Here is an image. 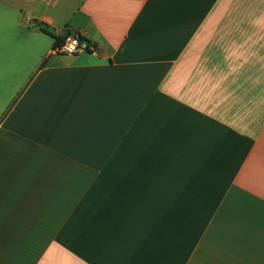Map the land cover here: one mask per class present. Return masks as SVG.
<instances>
[{
    "label": "crops",
    "instance_id": "obj_1",
    "mask_svg": "<svg viewBox=\"0 0 264 264\" xmlns=\"http://www.w3.org/2000/svg\"><path fill=\"white\" fill-rule=\"evenodd\" d=\"M0 264H264V0H0Z\"/></svg>",
    "mask_w": 264,
    "mask_h": 264
},
{
    "label": "built area",
    "instance_id": "obj_2",
    "mask_svg": "<svg viewBox=\"0 0 264 264\" xmlns=\"http://www.w3.org/2000/svg\"><path fill=\"white\" fill-rule=\"evenodd\" d=\"M58 52L64 55H76L79 53L95 54L94 46L82 39L79 33H69L63 37L60 45L55 48Z\"/></svg>",
    "mask_w": 264,
    "mask_h": 264
},
{
    "label": "trees",
    "instance_id": "obj_3",
    "mask_svg": "<svg viewBox=\"0 0 264 264\" xmlns=\"http://www.w3.org/2000/svg\"><path fill=\"white\" fill-rule=\"evenodd\" d=\"M39 27H40V29H41L42 31L45 32V28H44L43 25H39ZM53 38H54V46H55V45H57L58 42L60 41V38H59V37H53Z\"/></svg>",
    "mask_w": 264,
    "mask_h": 264
},
{
    "label": "rangeland",
    "instance_id": "obj_4",
    "mask_svg": "<svg viewBox=\"0 0 264 264\" xmlns=\"http://www.w3.org/2000/svg\"><path fill=\"white\" fill-rule=\"evenodd\" d=\"M45 248H46V247L44 246L43 250H45Z\"/></svg>",
    "mask_w": 264,
    "mask_h": 264
}]
</instances>
